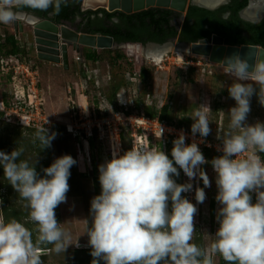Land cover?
I'll list each match as a JSON object with an SVG mask.
<instances>
[{
    "label": "rangeland",
    "instance_id": "1",
    "mask_svg": "<svg viewBox=\"0 0 264 264\" xmlns=\"http://www.w3.org/2000/svg\"><path fill=\"white\" fill-rule=\"evenodd\" d=\"M20 2L21 0H10L0 3L4 8L0 10V38L14 31V7ZM23 12L24 16L21 13L17 15L23 17L21 22L24 30L19 31L17 39L36 69L34 81L37 80L36 88L43 100L46 114L59 117V121L54 127L42 131L0 122V159L7 153L15 156L16 161L10 162L6 167L0 165V264H7L6 257L11 261V254L17 249H26L25 245L33 248L21 251L27 255V264H84L81 260L88 255L94 257L91 264H195L197 260L193 256L184 257V252L192 249L198 250L205 260L204 264H237L238 260L233 255L239 252L247 253L252 263L261 260L264 253L263 175L258 172L254 174L249 185L252 190L246 187L243 196L248 202L244 201L240 205L251 210L252 214L248 218L251 222H237L231 220L230 216L232 205L228 193V175H219L213 171L211 155L207 156V163L198 181L194 180V193L199 191L198 197L193 200L195 204L185 208L179 202L181 188L187 183L186 177L182 171L164 161L156 141L151 137L143 136V143L139 145L140 151L136 156L132 148V130L121 123L119 141L114 146L106 128L103 133L96 128L92 129L87 145L85 130L89 125L88 120L99 118L101 114L99 105L92 97L93 90L85 82L86 75L80 65L73 61V53L69 51L68 69H64L61 64L37 58L31 27L26 20L27 12ZM70 23L75 28L79 20ZM175 45L176 42H173L160 60L146 55L139 45L132 46L139 54L137 63H144L148 69L147 81L143 83L137 79L126 81V72L133 70L132 63L125 56L132 49L127 44L97 49L96 54L100 58L87 63L92 69H97L98 85L107 95L109 85L124 78L125 89L134 87L136 95L144 92L143 98L149 93L146 103L153 102L157 108L171 94L169 106L177 114L174 121L181 118L184 112L191 122H200L203 129L212 134L217 121L221 119L227 135H238L236 126L238 122H242L247 125L248 135L257 146L258 139L264 136V69L256 77L243 78L231 69L210 62L207 57L178 50ZM88 49L91 48L81 46L77 53L82 58ZM3 52L1 49L0 54ZM116 52L124 54V57L116 60ZM190 65L195 67L191 81H186L184 75L177 76L179 69L185 70ZM24 81L23 77L21 83L26 94L27 86ZM86 89L89 90L88 94H85ZM14 90L20 88L14 87L12 80L0 71V98H11ZM75 121L81 126L82 137L66 132L64 124ZM114 151L118 152L116 165L112 159ZM137 159L143 161L142 168H137L143 200L145 201L146 196L144 192L148 193L147 197L154 201L157 214L162 210L165 220L164 224L159 223L156 227V240L161 247L153 248L148 239L146 251L143 245H139L137 251L132 247L136 239L131 234L128 212L127 169L136 168ZM31 169L36 170V174L40 173L37 177L42 176L43 172L51 177L57 201L56 213L52 218L47 215L52 210L50 199L53 197V188L48 179H42L41 195L30 194L27 201L21 198L29 192L18 184L16 176L18 174L23 182L33 180L36 176L33 174L32 177ZM103 182L113 187L117 198L124 257L120 252V245L115 248L116 252L119 251L116 256L104 250L96 204V186ZM123 205L127 210L126 218ZM4 206L16 208L22 214L21 219L27 223L5 226L2 213ZM31 215L36 217H29ZM148 220L146 214L145 222ZM230 222L242 234L248 233L249 237L244 239L241 236L243 239L240 240L234 234V241L231 239V244L227 246L230 253L224 254L225 240L228 241L225 229L226 224L232 225ZM254 230L261 234L258 246L251 237ZM149 231L150 228H146L144 232L147 235ZM162 234L165 235V240L162 239ZM162 244L165 251H160ZM45 246L49 248H43ZM41 249H47V252L33 253ZM77 249H89L93 252L86 255ZM135 254L139 256L138 261Z\"/></svg>",
    "mask_w": 264,
    "mask_h": 264
},
{
    "label": "trees",
    "instance_id": "2",
    "mask_svg": "<svg viewBox=\"0 0 264 264\" xmlns=\"http://www.w3.org/2000/svg\"><path fill=\"white\" fill-rule=\"evenodd\" d=\"M10 0H0V2H7ZM248 0H230L227 4L217 8V9H207L204 7H200L197 5L189 4L184 20L181 23V25H178L177 23H173L172 19L176 17L178 14L174 12L171 9H163V8H147L141 11L133 12V13H123L121 11H114V12H107L103 8H98L95 10H89L87 13L81 17L79 23L76 24V30L87 32V33H101L105 35H109L113 37L114 41L117 43L120 42H129L132 44H145L147 42H156V43H163L168 38H176L178 42H194L201 38H210L213 33L222 36L224 39V42L226 44H259L262 47H264V18L258 22V23H252L249 21H245L241 19L238 15V12L241 8L246 6ZM78 0H53L50 2H43V1H28V0H21L19 4H17L14 8L16 10H22L26 12H32L36 14H42L45 15L48 12H53V18H55L57 21H70L73 22L74 18L77 14L78 9ZM225 12H228L227 16L224 17L223 14ZM22 47L19 43V40L17 39V35L15 32H11L7 35H4L0 38V51L1 49L4 50L0 56H8L11 54H26V50L22 49ZM24 50V51H23ZM26 56V55H25ZM128 58V55H125ZM124 57V54L117 53L115 54L114 58L120 59ZM81 58V57H80ZM100 58V55L94 54V52L91 49H88L84 56L81 58V64L83 66L82 70L85 73V82L86 84L91 86L92 91V97L97 104H99V96L104 95L109 103L112 106L113 110L120 109L117 105L116 101V93L119 90L120 87H123L125 83V79L121 78L117 82H112L109 85V90H107L108 95L106 94V91L103 90L100 85L96 84V80L94 76L88 75L87 70H92L91 67H89L87 61H97ZM28 59V58H27ZM132 63V62H131ZM133 65V64H132ZM81 66V67H82ZM133 70L131 72H126V81L131 82L134 81V79H137L139 82L143 83L147 81L148 78V69L144 65V63H140L139 65H133ZM195 67L194 66H187L185 70H178L177 76L184 75V79L186 81H191V74L194 72ZM98 77V76H97ZM9 78V77H8ZM110 83V82H108ZM260 86L257 87L259 90ZM257 90V91H258ZM89 90H85V94H88ZM149 93H146V97L144 92H138L137 95H135V101H134V108L138 112H142L145 115L149 117H155L158 116L160 119L168 120L169 122H172L176 125H189V124H202L198 121L191 122L189 116L187 114H184L182 112L181 118L174 121V117H177L176 111H172L170 109V99L172 98V95L169 94L168 100L163 103L162 105L158 106L153 103L149 102L146 103V98L149 97ZM173 113H172V112ZM170 113H172L170 115ZM173 116V117H172ZM0 122H3L8 125H15L19 126L20 128L27 129V130H45L43 128H36V127H27L15 123H9L4 121L0 118ZM221 122V128L222 132L225 136L226 134V128L223 126L222 121ZM218 123V121H217ZM240 123V122H238ZM237 123V124H238ZM56 123L53 124L52 127H54ZM203 128V126H202ZM63 131L64 128H62ZM121 129L119 128V135L121 134ZM215 132V129H213V133L209 134L205 131V133L209 136H212ZM156 141V140H155ZM157 144V148L159 151L161 150L160 144L158 141L155 142ZM258 152L264 162V136L260 137L258 139L257 144ZM6 156L3 159H0V165L3 167H6V165H9L10 162L15 163L14 160L15 156L5 154ZM211 155V161L212 168L214 165L216 154L213 150L208 148H203L201 157H202V171L205 168L206 158L207 156ZM133 165V164H132ZM134 167V166H133ZM136 167V166H135ZM45 169V168H44ZM140 170V169H139ZM36 170L31 169L30 172L37 177L38 174L35 172ZM142 171V170H141ZM260 173L264 177V170H257L254 174ZM135 176V177H134ZM17 182L22 186L23 189H26L29 194L21 197L23 200H28L27 197L30 196V194H39L41 195L43 192V187L41 183L43 182V178H46L45 180L50 181V185L52 186V180L50 176H47L44 172L42 173V176L40 177H33V180H26L23 182L22 178L19 177L17 174ZM254 175L252 177L253 181ZM106 179V178H105ZM141 178L139 177V171L136 168H129L127 169V176H126V184L128 186V212L130 217V230L132 236L136 239L135 242H133L132 247L135 251L138 250L139 245L144 246V250L147 249V240L149 239L152 244L153 248H159L161 247V244H159V241L156 240V230L157 225L164 224V216L162 214V210H160L157 214V209L155 208L154 201H151L148 199L147 195L148 193L144 192L145 201L143 200V193H142V186H141ZM97 197H96V204L99 211V220L101 222L102 226V242L105 245L104 250L112 254L113 256H116L118 252H116L115 248L117 245H120L121 247L120 252L122 253V256L124 257V249L122 248L121 244V231L119 226V211H118V202L117 198L114 192L113 187H111L106 182L98 183L97 184ZM53 188V186H52ZM52 195L53 197L50 199V206L52 210H50L47 215L52 218L53 215L56 213L57 209V201H56V195L54 188L52 189ZM123 199L124 197L121 196ZM236 203L237 200L234 199L231 196V205L230 208V216L232 217L231 220L237 221V222H248V218L241 219L236 217ZM124 204V202H123ZM3 223L5 226H9L15 223L19 224H26L27 222H24L20 215H22L16 208L14 207H3ZM123 213L126 218L127 210L123 205ZM148 215L149 220L145 222V215ZM253 216V215H252ZM29 217H36V216H29ZM252 219L255 218L251 217ZM232 225L226 224L225 229V237L228 238V241L225 240L226 247L223 248V253H230L228 249V244H231V239L233 240L232 236L235 234L238 236L240 240L241 236L245 238L249 237L248 233L242 234L241 230L236 229L233 222ZM150 228V231L148 234H145V229ZM261 233V232H260ZM162 239L165 240V235L162 234ZM247 235V236H246ZM259 232L256 230L252 231L251 237L253 240L256 241V246L259 244ZM46 240V239H45ZM47 241V240H46ZM234 241V240H233ZM33 243V242H32ZM237 243V241H236ZM163 247L160 251H165V246L162 244ZM157 246V247H156ZM26 249H17L14 254H11V261L8 257L5 258V261L7 264H27L28 258L25 252H21L23 250H31V245H25ZM43 248H49V246H45ZM81 251L85 253L86 255L90 254L91 250L89 249H77V251ZM123 251V252H122ZM146 251V250H145ZM184 257L193 256L194 259L197 260L195 264H204L205 260L202 259L200 253L197 249H192V251H185ZM138 256V254H135ZM42 256V255H40ZM236 260H238L237 264H264V253L262 255L261 260L255 261L252 263L251 260L248 259L249 255L245 252H239L236 255H233ZM31 257V256H30ZM94 260V257L91 255H88V257L82 259L81 261L84 264H91ZM139 259L137 258V261ZM96 261H98L96 259Z\"/></svg>",
    "mask_w": 264,
    "mask_h": 264
},
{
    "label": "built area",
    "instance_id": "3",
    "mask_svg": "<svg viewBox=\"0 0 264 264\" xmlns=\"http://www.w3.org/2000/svg\"><path fill=\"white\" fill-rule=\"evenodd\" d=\"M127 55L128 61L133 65H139L134 55ZM72 59L80 67L82 66L80 55L77 52L73 53ZM0 71L12 80L14 87L20 88V90H14L11 98L6 100L3 97L0 98L1 119L9 123L43 129L52 128L54 123H58L59 117H50L46 114L43 100L36 88L37 80L34 81L36 69L24 54L0 56ZM87 73L88 75L93 74L98 85L97 69L87 70ZM23 77L27 86L26 94L21 83ZM135 95L134 87L132 89L120 87L116 93V101L120 109L116 110L112 109L104 95H100L98 105L101 117L88 120L85 143L88 145V137L92 135V129L96 128L98 132L103 133L106 128L112 140V146H114V143L119 141L121 123H125L132 130V148L136 156L140 151L138 150L139 145L143 143V136L158 141L161 147L160 154L164 161L169 162L178 171H182L183 176L186 177L187 183L181 188L179 202L180 206L185 208L192 207L195 204L193 200L199 194L198 188V192L194 193L196 190L194 180L198 181V177L202 174V149H211L216 154L213 171L219 175L221 173L228 175V193L237 200L236 217L249 218L252 214L251 210L245 205H240L244 204V201L248 202L243 199L245 189L249 187L252 190L249 186L252 183V177L257 170H264V162L257 146L248 135L247 125L240 122L236 126L238 135L225 136L219 120L214 127V134L209 136L201 125L193 123L176 125L158 116L149 117L138 112L134 108ZM64 125L66 132L75 137H82L81 126L77 121ZM135 165L137 168H142L143 161L137 159ZM185 208L183 211H186Z\"/></svg>",
    "mask_w": 264,
    "mask_h": 264
},
{
    "label": "water",
    "instance_id": "4",
    "mask_svg": "<svg viewBox=\"0 0 264 264\" xmlns=\"http://www.w3.org/2000/svg\"><path fill=\"white\" fill-rule=\"evenodd\" d=\"M49 0L47 2H50ZM228 0H107L106 6L97 5L94 8L84 7L83 0H78L81 15L89 10L103 8L107 12L121 11L123 13H133L147 8H163L171 9L177 14L178 23L184 19V14L189 4L197 5L207 9H217L227 3ZM264 2V0H259ZM251 0L239 11V16L254 22L260 21L264 17V11L258 13L254 17H247L243 13L250 8ZM0 10H3L0 6ZM24 13L19 11L18 14ZM227 14H224L226 17ZM27 17H31L32 23H27L31 27V33L34 41V49L37 58L55 64H61L64 69L69 68L68 48L79 52L81 46L92 49L96 54L97 49H107L117 44H127L133 46L132 43L114 41L113 37L105 34L87 33L77 31L72 27L69 21H57L55 18L45 15L40 16L28 13ZM26 17V18H27ZM19 25L22 30L23 24L21 19L16 16L13 19V25ZM60 33V34H59ZM78 39L79 44H74L73 40ZM173 42L176 47L184 51L186 46L190 47V53L194 55L204 56L210 62L220 64L223 67L231 68L236 72H241L244 76L253 77L255 74L264 69V47L259 44H226L222 36L215 33L210 38H201L194 42H178L176 38H171L163 43L148 42L146 44H137L142 48L147 45H153L156 48L168 50ZM132 48V47H131ZM188 52V51H187ZM128 54L134 55L136 61L139 62V54L135 50L129 49ZM47 249L34 251L33 253H45Z\"/></svg>",
    "mask_w": 264,
    "mask_h": 264
},
{
    "label": "bare ground",
    "instance_id": "5",
    "mask_svg": "<svg viewBox=\"0 0 264 264\" xmlns=\"http://www.w3.org/2000/svg\"><path fill=\"white\" fill-rule=\"evenodd\" d=\"M107 4V0H83V6L84 7H89V8H94L96 7L97 5H102V6H106ZM247 13V12H246ZM245 12L243 14H246ZM33 18L31 17H27L26 20L27 22H31ZM32 23V22H31ZM60 34V33H59ZM74 41V44H79L78 43V39L76 40H73ZM129 47H132V46H129ZM179 50V49H178ZM143 51L146 55H148L149 57H152L154 60H160L161 57H163V55L165 54V51L164 49H159V48H156L154 47L153 45H147L145 48H143ZM184 51H188L190 52V47L189 46H186L184 48ZM227 68V67H225ZM228 69H231V68H228ZM233 70V69H231ZM234 71V70H233ZM236 72V71H235ZM239 73L243 78H247L249 76H244L242 75L241 72H237ZM258 74V73H257ZM253 77H256V74L255 76ZM253 77H250V78H253ZM112 159H113V163L116 165L117 164V152H113L112 153Z\"/></svg>",
    "mask_w": 264,
    "mask_h": 264
},
{
    "label": "flooded vegetation",
    "instance_id": "6",
    "mask_svg": "<svg viewBox=\"0 0 264 264\" xmlns=\"http://www.w3.org/2000/svg\"><path fill=\"white\" fill-rule=\"evenodd\" d=\"M53 1V0H52ZM68 1H70V0H68ZM249 1V0H248ZM248 1H247V4H248ZM228 2H230V0H228L227 1V3ZM78 3V2H77ZM226 3V4H227ZM246 4V5H247ZM245 7V6H244ZM242 9V8H241ZM240 9V10H241ZM239 10V11H240ZM262 11H264V2H262V1H259V0H251V6H250V8H248V9H246L244 12L246 13V14H244L245 16H247V17H254V16H256L258 13H260V12H262ZM28 13H32V12H28ZM87 13V12H86ZM85 13V14H86ZM33 14H35V15H38V14H36V13H33ZM43 14V13H42ZM42 14H39L38 16H40V15H42ZM84 14V15H85ZM224 14H228V12H225ZM224 14H223V16H224ZM46 15H49L50 17H52L53 18V12H48ZM84 15H81V11H80V9H79V5H78V9H77V14H76V16H75V18H74V21L75 20H79L80 21V19H81V17L82 16H84ZM238 15H239V12H238ZM184 16H185V14H184ZM178 17H179V14L176 16V17H174L173 19H172V22L173 23H177L178 25H181V23L183 22V20H182V22L181 23H178ZM240 17V16H239ZM241 19H243V20H245V21H249V22H252V23H258V22H260V21H258V22H254V21H251V20H248V19H244V18H242V17H240ZM70 22V21H69ZM169 39H171V38H168L167 40H169ZM166 40V41H167ZM148 43V42H147ZM146 44V43H145Z\"/></svg>",
    "mask_w": 264,
    "mask_h": 264
},
{
    "label": "crops",
    "instance_id": "7",
    "mask_svg": "<svg viewBox=\"0 0 264 264\" xmlns=\"http://www.w3.org/2000/svg\"><path fill=\"white\" fill-rule=\"evenodd\" d=\"M0 3H2V2H0ZM4 3V2H3ZM4 9V8H3ZM19 11H22V10H16V16L18 15V12ZM23 16H24V14L25 13H21ZM26 14H28V12L26 13ZM27 17V16H26ZM19 19H22L23 17L20 15V17H18ZM15 19V18H14ZM21 21H23V20H21ZM22 24H23V22H22ZM13 28H14V32H15V34L17 35V37H18V34H19V31L20 32H23L24 30L22 29H20V26L19 25H15V27H14V25H13ZM24 35H26V34H24ZM22 36V35H21ZM20 37V36H19ZM19 43H21L20 41H19ZM22 46V45H21ZM68 51H69V53L71 52V53H74L75 51L70 47V48H68ZM37 57V56H36ZM31 61V60H30ZM32 63V62H31Z\"/></svg>",
    "mask_w": 264,
    "mask_h": 264
},
{
    "label": "clouds",
    "instance_id": "8",
    "mask_svg": "<svg viewBox=\"0 0 264 264\" xmlns=\"http://www.w3.org/2000/svg\"><path fill=\"white\" fill-rule=\"evenodd\" d=\"M37 1H42V0H37ZM47 0L43 1V2H46Z\"/></svg>",
    "mask_w": 264,
    "mask_h": 264
}]
</instances>
